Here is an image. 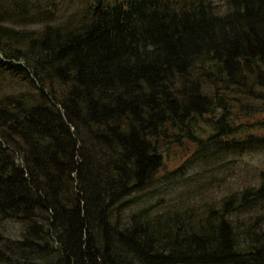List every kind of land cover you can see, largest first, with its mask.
Here are the masks:
<instances>
[{"label":"trees","instance_id":"trees-1","mask_svg":"<svg viewBox=\"0 0 264 264\" xmlns=\"http://www.w3.org/2000/svg\"><path fill=\"white\" fill-rule=\"evenodd\" d=\"M259 152L264 0H0V264H264V172L148 204Z\"/></svg>","mask_w":264,"mask_h":264},{"label":"rangeland","instance_id":"rangeland-1","mask_svg":"<svg viewBox=\"0 0 264 264\" xmlns=\"http://www.w3.org/2000/svg\"><path fill=\"white\" fill-rule=\"evenodd\" d=\"M183 154V151L178 152V156L175 158L177 164ZM175 166L171 163L169 169ZM261 172H264V152L230 159L229 162L215 167L195 166L192 169H187L184 174L179 172L175 175L176 178L168 179L164 183V188L152 193L148 204L159 202L162 205H170L179 196L196 198V202L217 201L230 192L252 184ZM154 189H158V186ZM2 226L5 235L12 239L20 238V224L6 219L2 222Z\"/></svg>","mask_w":264,"mask_h":264}]
</instances>
